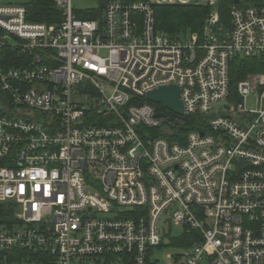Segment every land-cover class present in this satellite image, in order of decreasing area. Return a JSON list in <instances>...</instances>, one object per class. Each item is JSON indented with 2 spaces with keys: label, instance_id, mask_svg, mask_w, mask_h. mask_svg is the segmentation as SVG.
<instances>
[{
  "label": "built area",
  "instance_id": "1",
  "mask_svg": "<svg viewBox=\"0 0 264 264\" xmlns=\"http://www.w3.org/2000/svg\"><path fill=\"white\" fill-rule=\"evenodd\" d=\"M75 1L51 24L0 3V264H264V74L229 77L264 58V0L226 23L219 0ZM158 5L207 7L201 34ZM163 86L182 115L147 100Z\"/></svg>",
  "mask_w": 264,
  "mask_h": 264
},
{
  "label": "trees",
  "instance_id": "2",
  "mask_svg": "<svg viewBox=\"0 0 264 264\" xmlns=\"http://www.w3.org/2000/svg\"><path fill=\"white\" fill-rule=\"evenodd\" d=\"M26 9V18L31 22L56 23L59 13L55 7L54 0H25L22 3ZM233 0H219L218 9L221 20L226 23L228 17V6ZM155 18L158 29L164 31L170 37L178 35L198 34L202 32L205 16L208 8L204 6H155ZM83 15L82 18H89ZM250 74H264V58L241 59L234 58L230 62V93L234 94L238 81ZM183 133L198 129L199 122L195 118H182ZM12 210L8 205L0 204V224L5 223Z\"/></svg>",
  "mask_w": 264,
  "mask_h": 264
},
{
  "label": "water",
  "instance_id": "3",
  "mask_svg": "<svg viewBox=\"0 0 264 264\" xmlns=\"http://www.w3.org/2000/svg\"><path fill=\"white\" fill-rule=\"evenodd\" d=\"M237 3L238 0H235ZM147 100L154 104H162L166 109L178 114H183V107L179 99V90L175 86H163L160 87L146 96ZM0 100L1 97H0ZM225 104V102H223ZM157 117H163L161 114H157Z\"/></svg>",
  "mask_w": 264,
  "mask_h": 264
},
{
  "label": "rangeland",
  "instance_id": "4",
  "mask_svg": "<svg viewBox=\"0 0 264 264\" xmlns=\"http://www.w3.org/2000/svg\"><path fill=\"white\" fill-rule=\"evenodd\" d=\"M24 1L25 0H0V3H17V4H20V3H23ZM242 2L244 3V0H242ZM95 5H96L95 2L90 1V0H79V1L74 2V6L78 9L93 8V7H95ZM158 6H166V5H158ZM254 75H256V74L247 75L245 78L252 77ZM85 87H86L85 84H82L80 87V90L84 91ZM162 230H171L173 234H177L180 231L178 228H174L166 222L163 223V229ZM169 254H170V250L164 249V248L161 249L160 252L156 253V257L160 261V264H163L166 262V260H167L166 257Z\"/></svg>",
  "mask_w": 264,
  "mask_h": 264
}]
</instances>
